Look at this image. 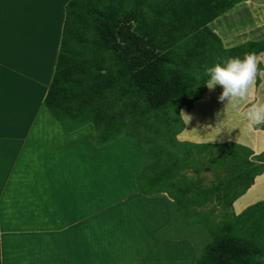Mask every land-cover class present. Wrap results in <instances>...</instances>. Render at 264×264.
<instances>
[{
  "label": "trees",
  "instance_id": "trees-1",
  "mask_svg": "<svg viewBox=\"0 0 264 264\" xmlns=\"http://www.w3.org/2000/svg\"><path fill=\"white\" fill-rule=\"evenodd\" d=\"M241 1L69 0L43 100L66 131L91 124L99 145L127 136L143 146L149 158L137 174L138 190L167 192L176 212L158 236L189 237L182 225L191 224L192 215L210 236L196 245L194 264H264V199L238 214L233 209L264 172V150L178 138L186 126L182 108L191 109L207 90L203 65L264 53V38L225 46L212 26ZM257 67L259 84L263 66ZM205 161L215 173L207 185L198 171L185 172Z\"/></svg>",
  "mask_w": 264,
  "mask_h": 264
},
{
  "label": "crops",
  "instance_id": "crops-1",
  "mask_svg": "<svg viewBox=\"0 0 264 264\" xmlns=\"http://www.w3.org/2000/svg\"><path fill=\"white\" fill-rule=\"evenodd\" d=\"M40 1L0 0V264H194L197 248L190 237L160 238L156 235L175 217L170 203L172 198L167 192L151 196L137 187L117 199L97 203L90 200L91 194L96 196L101 190L95 173L98 164L93 157L92 161H86L90 168L84 173L58 172L50 164L58 173L56 175L43 167L46 165L43 160H56L62 156L54 135H48L51 144L46 145L47 133L44 132L47 131L42 130L43 125L53 122V128L60 127L64 135L72 134L75 142L82 140L83 133L91 137L93 130L87 124L66 131L58 120L50 122V114L43 110L62 36L65 12L61 10H65L69 0H57L58 23L48 18L56 26L49 31L46 24L40 30L42 35L38 34L41 39L35 41L30 35L26 37L24 16L28 10H41ZM257 4L248 9L257 10L255 15L264 9V0ZM31 15L33 13L29 12L28 16ZM255 15L254 22L259 24ZM55 30V44L48 45ZM46 46V50L52 48L54 51L48 61L40 55L42 51L45 53ZM255 58L257 65L260 63L263 68L260 82L256 84L255 79L247 101L234 109L221 103L211 109L215 105L199 102L191 109L183 107L185 128L192 120L187 113L193 114L194 124L206 123L208 118L215 120L218 115L210 113L221 108V111L231 112L232 116L221 120L220 126H214L217 121L211 120L213 127L204 133L205 140L203 136L197 137L200 139L197 141L186 138L187 129L178 135L179 139L208 143L233 141L248 146L254 153L264 150V130L249 126L241 115L249 104L264 102L261 97L264 92V53ZM26 63H33L35 72L26 68ZM216 87L212 96L221 91L220 86ZM200 112L201 116L198 115ZM40 118L44 119L39 121ZM226 123L229 127H225ZM53 131L57 134L56 129ZM93 133L91 142L95 143L96 150L106 149L108 144L99 145ZM89 136H86L87 142ZM33 144L35 150L31 155ZM145 153L142 167L148 161ZM27 158H34L33 164L18 169L19 161ZM263 199L264 172L256 176L253 185L234 201V212L238 214Z\"/></svg>",
  "mask_w": 264,
  "mask_h": 264
},
{
  "label": "rangeland",
  "instance_id": "rangeland-1",
  "mask_svg": "<svg viewBox=\"0 0 264 264\" xmlns=\"http://www.w3.org/2000/svg\"><path fill=\"white\" fill-rule=\"evenodd\" d=\"M258 2L259 0L241 1L238 4H236L233 8L227 10L225 13H223L217 19L214 20V22L212 23V26L223 39L225 46H229V45L232 46V45L239 44V43H242L250 39L258 40V39L264 38L262 37L264 35V9L258 10V13L256 15H255L256 12L254 11H257V10H254V11L248 10L249 6L258 5L257 4ZM39 7H41V10H28L25 12V16H24V32L26 34V37L30 35L35 41L38 38L41 39V37L39 36V35H42L40 30H42L46 24H48L50 27L49 31L52 30L53 28L52 26L55 24H51L48 18H50L51 20L53 19L57 21L58 23L59 12H60V10H55L57 7V0H41L39 2ZM61 11L65 12V10H61ZM29 12L33 13V15H31L30 17L28 16ZM254 15H255L256 22L258 21L259 24L254 22ZM30 19H32V21H30ZM55 34H56V30L54 31L53 39L48 40V43H49L48 45L55 44V38H54ZM47 48L48 46L44 47L43 49L45 53L43 51L42 53H40L44 61H48L50 58H52L53 52H54L52 48L51 50H46ZM32 50H34V48ZM24 66L28 68L29 70L35 72V69L33 68L34 67L33 63L30 65L29 63H26L24 64ZM253 84H255V81ZM218 86L219 85H217V87ZM215 87L211 90L207 88V90L202 95V97L196 100L195 103L199 102L200 104H207V105L211 103L212 106L215 105V107L211 109H216L218 103H221V104H227L229 106V109H234V107L232 106L234 102L230 101L226 103V99L225 101L218 100L217 93L214 96H212V93H214ZM262 88L264 89V77H263ZM261 93H262L261 97L262 96L264 97V92H261ZM246 101H247V97L243 101H237L235 103L240 105ZM43 110H45L44 112L47 111L46 114L47 113L50 114L51 119L48 117V119H50V122H52L53 119L57 120L50 113L48 109L43 107ZM220 111H212L210 114L214 115V113H216L218 115L217 118L215 120H213L214 118H208L206 123H203V124L201 123L194 124L193 118H192L193 114L187 113V116L191 115L190 116L191 118L189 119H192V120L189 126L184 128V130L187 129L186 131H188L185 133L186 135L184 136H186V138H190L196 141L200 140L199 138L203 136L204 137L203 139L205 140L207 136H205L204 133L210 131L213 127L212 125H210L211 120L217 121V124L212 123L214 126H220V124L218 123L221 122V120H224V119L227 120V118L230 117L229 115H231L230 114L231 112H228V111L220 112ZM198 115L201 116V112ZM202 116H203V112H202ZM42 119L40 118L39 121ZM50 125H52V127ZM50 125L46 123V125H43V127H41L42 130L46 129L47 131V132H44L45 135L47 133V135L45 136L46 145L51 144L50 143L51 139H50V136L48 135H54L55 136L54 139H56L55 142L57 143L56 147L60 149V153H62V156L61 158H57L56 160H53V159L43 160L42 162L46 164L43 166L46 168V171H48L47 170L48 168L52 172H55L57 175L58 173L56 172L54 167L50 165V164H53L55 168L59 170L58 172L66 171V173H70V172L71 173H77V172L84 173V171H87V169L90 168V165L86 166L85 164L86 161L87 160L92 161L91 157H93L95 159L93 161H95L98 164V168H99V169L97 168L95 173H97V177L99 178L97 179L101 183V190L97 192L96 196L91 194L90 200H94L97 203H104V202L107 203L113 199H117L121 197L122 195L126 194L128 191H131L132 189L137 188V183H136L137 175L136 174L142 169V165L144 163V157L147 155L145 153L146 150H144L143 146L138 144L136 140L130 137H126V136L120 137L116 139L115 141L111 142L110 144H108V147L107 146L105 147L106 149H102V150H106L105 153H103L102 150H96L97 148L95 147V143L91 142L93 140V137H92L94 134L93 131L95 132V129L91 124L88 125L92 127V130H93L91 131V137L89 136L88 133H83L81 137L82 140H79V142H75L74 138L72 137V134H70V136L67 134L66 135L62 134V132H60L61 129H59L60 127L58 128L56 126L55 128H53L54 127L53 122L52 124L50 123ZM227 125L229 127L228 123L225 124V127ZM193 128H196L197 130L196 129L193 130ZM47 129H50V132ZM52 129L53 130L56 129L57 134ZM86 136L90 137L89 142H87L88 140L86 139ZM33 137H34V134H33ZM217 143H221V142H217ZM31 146H33V149H31L32 151L30 152V154L32 155L33 150H35V145L33 144ZM45 154L47 156H50L48 152H45ZM34 160H35L34 158H27V160L25 161L20 160L17 165V168L19 169V168L26 167L29 164H33ZM195 166L191 165V168L185 172L190 176L192 172L198 171L197 174H200L202 177H204V185H207L214 180L215 173L213 172L212 166L210 165L209 161H205L203 164L197 162ZM161 195L163 194L159 193V194L151 195V196H161ZM172 210L174 214L176 215L174 208ZM216 212L218 211L216 210ZM183 218H184V214L183 212H180L179 219L183 220ZM195 218L196 217L192 215L191 217H189V221H192L191 224L182 225L183 227L182 234H186L187 236L191 237V239L196 238L195 240L196 242L194 241V239H193V242L195 243V246L197 245L201 248L207 241L210 240V236L208 235L206 229L201 224L199 223L196 224L193 222ZM166 227L167 226H165L164 228ZM161 230H159L156 233L157 236ZM160 238H164V237H160ZM196 250H197V255H198V252H199L198 248Z\"/></svg>",
  "mask_w": 264,
  "mask_h": 264
},
{
  "label": "clouds",
  "instance_id": "clouds-1",
  "mask_svg": "<svg viewBox=\"0 0 264 264\" xmlns=\"http://www.w3.org/2000/svg\"><path fill=\"white\" fill-rule=\"evenodd\" d=\"M259 69L253 54L228 55L213 58L210 64L202 66L200 77L208 89L219 85L221 91L217 99L234 102L243 101L252 91V85ZM249 126L264 125V102L249 104L241 113Z\"/></svg>",
  "mask_w": 264,
  "mask_h": 264
}]
</instances>
